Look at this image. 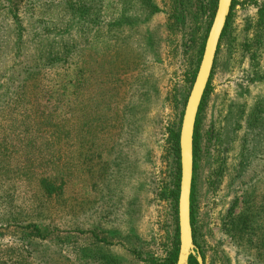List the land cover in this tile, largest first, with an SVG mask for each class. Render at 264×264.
I'll use <instances>...</instances> for the list:
<instances>
[{"label":"rangeland","instance_id":"obj_1","mask_svg":"<svg viewBox=\"0 0 264 264\" xmlns=\"http://www.w3.org/2000/svg\"><path fill=\"white\" fill-rule=\"evenodd\" d=\"M232 3L196 118L195 246L264 264V0ZM210 9L0 0V264H165Z\"/></svg>","mask_w":264,"mask_h":264},{"label":"water","instance_id":"obj_2","mask_svg":"<svg viewBox=\"0 0 264 264\" xmlns=\"http://www.w3.org/2000/svg\"><path fill=\"white\" fill-rule=\"evenodd\" d=\"M232 0H217L215 14L209 28L201 61L187 98L179 131L180 181L177 202L179 251L176 264H189L194 257L203 264L194 241L191 226L190 198L193 182V137L199 107L208 85L218 45L223 33Z\"/></svg>","mask_w":264,"mask_h":264},{"label":"trees","instance_id":"obj_3","mask_svg":"<svg viewBox=\"0 0 264 264\" xmlns=\"http://www.w3.org/2000/svg\"><path fill=\"white\" fill-rule=\"evenodd\" d=\"M210 1V19L212 20L213 15L215 13L216 5H217V0H209ZM233 6V3L231 7ZM224 32V31H223ZM223 35V33H222ZM221 35V37H222ZM196 74V70L193 72L191 79H190V85H192L194 77ZM208 85L206 87V90L204 92L203 98L207 92ZM202 98V99H203ZM201 108V105L199 107V110ZM197 124H198V119H196L195 123V129H194V137H193V158L195 160V157L197 155V149H198V143H197ZM179 131H180V123L176 131H173L171 133V140L174 146V152H175V157H176V182L173 184L172 189L170 190V197L172 198L174 202V237H173V243L170 252L168 253L166 259H165V264H176L177 262V256H178V251H179V233H178V222H177V202H178V193H179V180H180V157H179ZM195 166V163H194ZM194 173V169H193ZM253 180V179H252ZM193 192H194V174H193V182H192V189H191V198H190V211H191V226L193 230V241L194 244L196 245V240H195V232H194V212L192 208V203H193ZM39 234V231H37ZM203 263H204V256H202ZM189 264H197V261L194 257H190L189 259Z\"/></svg>","mask_w":264,"mask_h":264}]
</instances>
